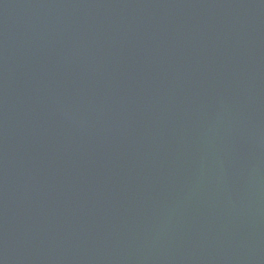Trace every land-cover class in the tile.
Returning a JSON list of instances; mask_svg holds the SVG:
<instances>
[{"label":"water","instance_id":"95a60500","mask_svg":"<svg viewBox=\"0 0 264 264\" xmlns=\"http://www.w3.org/2000/svg\"><path fill=\"white\" fill-rule=\"evenodd\" d=\"M0 264H264V0H0Z\"/></svg>","mask_w":264,"mask_h":264}]
</instances>
